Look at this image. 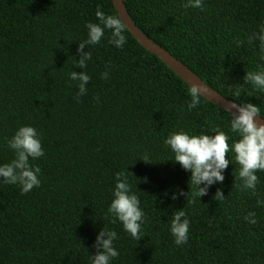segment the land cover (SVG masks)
<instances>
[{
	"label": "trees",
	"instance_id": "16d2710c",
	"mask_svg": "<svg viewBox=\"0 0 264 264\" xmlns=\"http://www.w3.org/2000/svg\"><path fill=\"white\" fill-rule=\"evenodd\" d=\"M186 2L124 0L152 42L221 96L255 104L264 115V94L243 79L264 70L259 40L246 43L264 28V0H203V10L185 9ZM98 6L117 16L111 0H0V165L15 158L7 141L21 126L37 129L45 153L30 159L41 169V184L29 193L0 177V264H92L103 228L118 235L119 256L110 264H264V205H257L264 201V171L257 172L256 195L241 191L230 152L223 183L198 198L191 173L172 161L165 144L174 132L214 136L219 129L231 145L239 137L229 114L202 98L188 110L189 88L126 29L123 48L109 43L106 29L99 44L84 49L92 56L91 79L88 93L77 97L78 82L69 77L85 71L75 67L77 49L88 38L86 24L99 23ZM145 155L150 163L141 160ZM117 172L126 173L146 214L139 241L108 214ZM218 188L224 200L213 198ZM180 190L186 195L171 199ZM181 209L190 232L188 243L177 246L170 226ZM249 212L255 225L244 219Z\"/></svg>",
	"mask_w": 264,
	"mask_h": 264
},
{
	"label": "clouds",
	"instance_id": "9594fccd",
	"mask_svg": "<svg viewBox=\"0 0 264 264\" xmlns=\"http://www.w3.org/2000/svg\"><path fill=\"white\" fill-rule=\"evenodd\" d=\"M187 8H200L203 10V0H187L183 4ZM96 17L99 23H87L88 38L79 43L75 67L85 69L82 72L72 71L70 80L78 82L77 97L88 93L87 85L91 79L87 72L88 62L92 56L89 51H84L89 45H96L105 36V30L111 32L109 43L116 48H123L127 43L124 31L126 24L120 17L106 15L97 7ZM260 42V59L264 60V28L260 32H254L247 36L246 43L252 45L254 41ZM245 40H238L237 46L243 47ZM106 67H111L107 65ZM103 79L109 78L108 71L101 74ZM244 83H251L254 89L264 94V70L249 71L244 76ZM190 102L188 110L198 107L201 103L202 91L200 86L191 85L189 87ZM233 95L238 99L241 95L239 88H236ZM97 99H99L97 97ZM230 119V131L239 137L230 145V136L219 129L212 132L214 136L208 134L189 135L184 131L174 132L165 140V144L174 153L175 163L191 173L190 182L196 187L198 198L208 195L212 185L223 183L224 171L232 163V159L226 158L230 152L235 154V162L239 164L238 173L241 181L239 188L241 191L250 190L252 195H256L259 177L257 172L264 171V115H261L260 107L252 103H237L232 100L231 108L227 110ZM41 136L37 129L32 126H21L15 134L7 141L8 147L15 152V158L11 163L0 165V177L2 182L10 185H19L22 194H27L34 187H39L41 169L30 164L31 160L44 156V149ZM144 162L150 163L147 155L143 157ZM143 182H148L144 178ZM189 194V193H188ZM187 194V196H188ZM186 194L180 190L174 193L171 199L176 200ZM113 200L108 208V214L120 221L123 229L137 241L143 238V225L147 223L145 212L140 207L138 195L132 191L124 172L116 173V184L113 192ZM186 196V197H187ZM216 201L225 199L221 189H217L214 197ZM195 203V200L191 201ZM257 205H264V201L257 200ZM244 219L252 225L257 223L256 213L249 212ZM171 234L177 246L185 245L189 241L190 221L184 209L173 212L171 220ZM118 238L117 232L103 228L96 236L94 247L97 252L91 256L92 264H110L113 258L119 256V252L114 247V241Z\"/></svg>",
	"mask_w": 264,
	"mask_h": 264
},
{
	"label": "water",
	"instance_id": "95a60500",
	"mask_svg": "<svg viewBox=\"0 0 264 264\" xmlns=\"http://www.w3.org/2000/svg\"><path fill=\"white\" fill-rule=\"evenodd\" d=\"M114 11L117 17H120L126 24L127 32L137 42V44L146 50L148 53L157 58L164 66H166L178 79H180L188 88L191 85H198L202 91L201 98L212 104L216 108L228 113L231 108L230 100L221 96L219 93L207 86L197 75L190 71L180 61L175 59L167 51L156 45L148 37H146L135 25L129 16L124 0H111Z\"/></svg>",
	"mask_w": 264,
	"mask_h": 264
}]
</instances>
